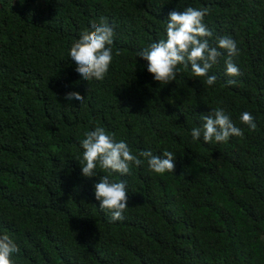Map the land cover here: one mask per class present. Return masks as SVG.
I'll return each instance as SVG.
<instances>
[{"label": "trees", "instance_id": "16d2710c", "mask_svg": "<svg viewBox=\"0 0 264 264\" xmlns=\"http://www.w3.org/2000/svg\"><path fill=\"white\" fill-rule=\"evenodd\" d=\"M0 264H264V0H0Z\"/></svg>", "mask_w": 264, "mask_h": 264}]
</instances>
